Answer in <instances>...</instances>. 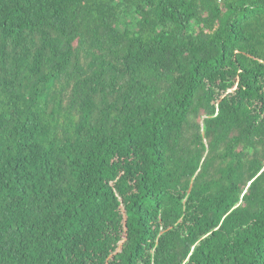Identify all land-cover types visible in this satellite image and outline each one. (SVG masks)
<instances>
[{
	"label": "trees",
	"instance_id": "16d2710c",
	"mask_svg": "<svg viewBox=\"0 0 264 264\" xmlns=\"http://www.w3.org/2000/svg\"><path fill=\"white\" fill-rule=\"evenodd\" d=\"M0 264H264V0H0Z\"/></svg>",
	"mask_w": 264,
	"mask_h": 264
},
{
	"label": "snow or ice",
	"instance_id": "6c2138e0",
	"mask_svg": "<svg viewBox=\"0 0 264 264\" xmlns=\"http://www.w3.org/2000/svg\"><path fill=\"white\" fill-rule=\"evenodd\" d=\"M249 184L251 183V181L248 182Z\"/></svg>",
	"mask_w": 264,
	"mask_h": 264
}]
</instances>
